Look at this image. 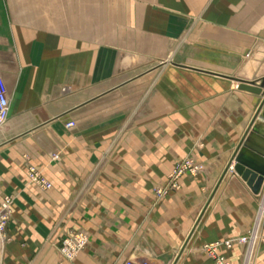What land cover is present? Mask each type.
<instances>
[{"label": "crops", "instance_id": "0c3cea01", "mask_svg": "<svg viewBox=\"0 0 264 264\" xmlns=\"http://www.w3.org/2000/svg\"><path fill=\"white\" fill-rule=\"evenodd\" d=\"M145 68L164 70L147 99L151 117L168 110L163 129L96 90L113 69ZM0 76V264H216L217 243L229 264H264V232L256 254L224 245L264 214V188L225 177L262 101L238 85L264 78V0H0ZM178 161L206 172L167 177ZM80 232L85 248L65 255Z\"/></svg>", "mask_w": 264, "mask_h": 264}, {"label": "rangeland", "instance_id": "374dc122", "mask_svg": "<svg viewBox=\"0 0 264 264\" xmlns=\"http://www.w3.org/2000/svg\"><path fill=\"white\" fill-rule=\"evenodd\" d=\"M117 10L116 7H114V11ZM115 24V23H114ZM119 24V23H116ZM112 42H121L122 39H118V38H112L110 39ZM115 49L119 50L118 48L115 47ZM247 58L251 57V54H248L246 56ZM154 62V61H153ZM164 70H159L156 71V74H154V70L152 69H140V70H130L127 71L125 73H119L118 71L114 70L112 71L113 73V78L112 80H110L108 83H106V85H104L103 83L101 85H98L97 87V93H101L104 91H110L112 93L117 94L114 98L110 99V102L108 103V105H111L112 110L116 113L118 112L117 116L122 117V119L126 120L127 114L128 113H132L133 111H141V110H147V113L149 112V117L146 118L143 122H145L147 125H152L151 123H153V121H156L157 123L160 122V126H162L163 129V125L165 122L164 115L165 113L168 112L165 111H159V109H155L154 112L158 113V117L154 116L151 117V111H152V102L148 101L147 99L150 98L151 96H153L155 90L158 88V86L154 85V83L157 81V83L162 82L161 76H162V72ZM111 71H106V70H97V79H103L105 74H109ZM172 97H176L177 99V94H173L171 95ZM98 101L100 99H97ZM171 103L172 106H174V102H169ZM168 102L166 103V106L169 107ZM180 102H177L175 104V107H173V109H178L179 106H181ZM155 106V104H154ZM156 107V106H155ZM120 114V115H119ZM155 114V113H154ZM151 117V118H150ZM264 94L262 95V101L260 102V105L255 113V117L252 121V126L249 129L246 138L243 142V144H248L249 142L254 145L257 149L256 152L255 150L247 152V154H242V156H244V161L246 164H244V162L240 161V155L238 154L231 162L230 164L227 166L226 168V173H225V177L230 175V174H236L239 177H244V171H246L247 169H251L252 166L256 167L257 170H264V156L263 154H259L262 150H260V148L262 147V144L257 145V141L258 140H262L264 142ZM167 121V119H166ZM71 123L69 124V126H72ZM147 131L145 132V136L148 137V133L150 136H152L153 132H152V128L147 127ZM260 147V148H259ZM246 148V146L244 147V149ZM243 153V152H242ZM247 164L251 165V167H249ZM234 167V169H233ZM206 172V168L205 166H200V165H196L194 162L192 161H178L176 163V165L174 166L173 170L171 171V173L167 176V177H198L199 175L203 174ZM256 172V171H255ZM259 174V173H258ZM30 177L33 180H36L37 182L40 181V177L41 174L38 173L37 169L31 168L30 171ZM259 179L256 182L257 187H258V191L260 192V190H262L264 188V175L260 174L259 175ZM8 198V197H6ZM10 199V198H9ZM12 200V199H10ZM11 205L12 203L8 206V211L7 214L8 216H3L4 218L6 217L7 219L4 220V224L9 220V216H10V209H11ZM260 226V227H259ZM257 228L253 229L250 234H254V241L253 244L250 245V253L253 254L254 253H258V250L261 247V243H262V237H263V232H264V214L262 216V220H261V224L259 225ZM81 233V232H80ZM79 234V233H78ZM77 234V235H78ZM76 235V236H77ZM75 236V238H76ZM246 237V236H245ZM75 238H70V239H66L64 242V246H63V252L65 254V252L70 253V254H75L74 256H76L78 253H80L86 245H84V247H82L81 249H76V251L74 250L75 248H73V250L70 248V246L68 245V241H71ZM243 238V237H242ZM240 240V239H239ZM238 242H235V244ZM87 244V243H86ZM234 244V245H235ZM257 249V250H256ZM66 255V254H65ZM72 257V256H71ZM226 260V259H225ZM227 261V260H226ZM228 263V262H227ZM229 264V263H228Z\"/></svg>", "mask_w": 264, "mask_h": 264}, {"label": "built area", "instance_id": "2783aa9c", "mask_svg": "<svg viewBox=\"0 0 264 264\" xmlns=\"http://www.w3.org/2000/svg\"><path fill=\"white\" fill-rule=\"evenodd\" d=\"M10 109H11V103H10L9 89L5 79L2 76H0V129L7 123L10 117ZM73 125L74 124H72V126ZM159 192L160 194H163V191L160 190ZM11 203L12 200H10L9 198H5L2 206L0 207V209H2L3 211H6V214L4 215L6 217L8 216L7 214L8 206ZM6 217L4 218L5 220L7 219ZM253 241H254V234L243 237L240 240L227 242L224 245L227 248H231L235 244V242H238L250 246L253 244ZM67 243L72 250L73 248L77 247L74 249L76 251V249H81L82 247H84V245H86L87 235L85 233H79L75 239L68 241ZM221 245L222 243H217L206 246L205 251L215 259L216 264H228L225 258L218 254ZM65 254L69 257L75 255L67 252H65ZM123 264H153V263L151 261L127 260Z\"/></svg>", "mask_w": 264, "mask_h": 264}, {"label": "water", "instance_id": "95a60500", "mask_svg": "<svg viewBox=\"0 0 264 264\" xmlns=\"http://www.w3.org/2000/svg\"><path fill=\"white\" fill-rule=\"evenodd\" d=\"M239 90L240 91H244V92H248V93H252L254 95L257 96H262L264 94V78L259 82V83H249V82H244V81H239ZM264 119V117H263ZM254 149V147L251 144H246V148L244 149V153L249 152L247 151L248 148ZM261 154H263L264 156V152H261ZM240 161L244 162V159L240 158ZM249 167H251V165L247 164ZM256 171V172H255ZM259 173V174H258ZM263 174L264 175V170H257L256 167L252 166L251 169H247L246 171H244V178L250 180V184H255L258 179L260 178L259 175ZM257 191L259 190L258 187L256 189Z\"/></svg>", "mask_w": 264, "mask_h": 264}]
</instances>
